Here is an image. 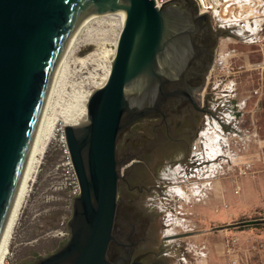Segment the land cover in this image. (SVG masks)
I'll return each mask as SVG.
<instances>
[{
  "label": "water",
  "instance_id": "1",
  "mask_svg": "<svg viewBox=\"0 0 264 264\" xmlns=\"http://www.w3.org/2000/svg\"><path fill=\"white\" fill-rule=\"evenodd\" d=\"M155 3L0 0V239L54 73L77 29L98 12L126 14L108 77L86 103L85 122L63 127L79 186L68 238L53 253L25 264H110L121 177L116 146L121 150L123 133L134 123L164 116L174 101L186 99L188 77L205 57L208 14H198L195 0ZM216 35L219 42L222 35ZM191 142L182 150H152L149 155L180 160Z\"/></svg>",
  "mask_w": 264,
  "mask_h": 264
},
{
  "label": "rangeland",
  "instance_id": "2",
  "mask_svg": "<svg viewBox=\"0 0 264 264\" xmlns=\"http://www.w3.org/2000/svg\"><path fill=\"white\" fill-rule=\"evenodd\" d=\"M87 27L92 29L95 33H98L99 36L105 33L103 35L105 38H102V41L97 44H89L81 48V51L76 55L77 57H83L89 52L95 54L91 62L86 64L82 69L79 68L80 66L78 64L73 63V54L68 56L65 66L67 72L65 73L63 81L56 85V89L59 90L57 94L53 96L55 99L58 96L66 99V96L71 93V89L93 91L98 87V84L102 82V78L106 74L110 51L114 49L113 41L116 38L118 27H116L115 24H109L108 21H102L99 16L93 17L88 22ZM83 33L84 30L77 35L78 40L83 36ZM220 34L222 35L221 42H231L234 44L233 39H235V34ZM226 35L229 36V38H226ZM236 47L238 50L241 49L239 46ZM216 50L218 49L216 48ZM222 51H224L223 48ZM236 58L237 57L231 60L228 58L225 64L220 62L215 63L216 70H214L210 76L208 89L215 84L217 85V89L220 90L222 86L226 85L228 80L233 78L234 72H239L242 78L241 83H239L240 97L242 98L248 95V89H251L249 84L251 75L249 63H252V61L243 63V55H238L239 59ZM239 64H241V67H239ZM253 77L252 75V78ZM211 81H214L213 85ZM208 89L204 94H207L209 91ZM212 98L213 95L208 97L209 106L211 105ZM250 109V105L248 104L245 109L246 117ZM207 121L210 122L211 120H205V123L202 124L199 132L193 138L186 156L180 160L174 161V166L168 168L171 170L170 172L168 169V171L164 170V168L161 169L163 175L167 177L165 183L168 185L169 189L166 191L165 199L157 198L152 204L153 209L161 214L163 222L166 224L164 236H184L176 241H172V243L176 242L178 250L171 264H197V262L204 259V243L197 239L199 238L197 235L202 229L209 228L218 230L219 226L215 223H203L201 218L196 216L197 214L194 213V211H197L200 206L205 204L214 205L215 207L214 198L216 193L218 194L219 192L218 182L222 176L219 178L214 177L213 180L210 179V175L222 162H226L227 166L234 167L233 160L230 159L228 161L224 156L226 154L223 150L231 152L233 150H238L240 145V140L238 139L244 137L245 133L243 135L241 133L246 131L245 128H247L248 125L246 119L239 123V131H241L239 138L234 135L239 132L236 131L238 129V123L231 122L229 125L225 126L223 128V134L219 131L220 128L218 123L212 122L214 125L210 128V125L206 123ZM217 125L218 128L215 129L214 126ZM63 127L64 125L62 123L59 122L57 124L37 177L31 184L30 192L19 210V216L12 231L9 253L5 264H25L33 261L39 256L49 255L68 238L67 222L72 213L73 185L65 178V154L59 137L56 135L57 131L63 130ZM206 131H215L214 133H217L219 137L215 134L213 137L215 138V142H210V145H208L209 150L208 148L203 149L202 147L200 150L201 140H205L200 137V135L202 132L204 133ZM195 145L198 150H195ZM215 147H218V150H216ZM207 150L210 152L209 155L207 154ZM226 173L225 177L231 175L232 171L229 173L228 170ZM168 175L173 177V181L176 182L175 186L173 184L174 182H167ZM208 180L211 183H209V185ZM183 186H186V190H188V188L191 189V192H188L192 195L191 198L186 197L185 193L183 196H180L173 192L175 187L183 188ZM185 192L187 194V191Z\"/></svg>",
  "mask_w": 264,
  "mask_h": 264
},
{
  "label": "flooded vegetation",
  "instance_id": "3",
  "mask_svg": "<svg viewBox=\"0 0 264 264\" xmlns=\"http://www.w3.org/2000/svg\"><path fill=\"white\" fill-rule=\"evenodd\" d=\"M216 36L208 20L202 39L205 57L188 77V97L174 101L164 116L134 123L123 133L121 150L118 144L116 146L121 177L113 228L115 240L108 249L110 264H171L175 258L178 248L172 241L184 236H164L166 224L152 204L157 198L165 199L169 188L161 169L168 171L176 160L163 157L158 160L156 155L153 158L149 153L152 150H182L210 115L208 94L204 91L208 87V64L216 50ZM167 182L176 185L171 176Z\"/></svg>",
  "mask_w": 264,
  "mask_h": 264
},
{
  "label": "crops",
  "instance_id": "4",
  "mask_svg": "<svg viewBox=\"0 0 264 264\" xmlns=\"http://www.w3.org/2000/svg\"><path fill=\"white\" fill-rule=\"evenodd\" d=\"M233 40L234 44L230 41V43H220V49L229 52L227 59L231 60L235 57L239 59L238 55H243V63L251 61L255 63L261 59L262 52L258 43L243 42L241 39ZM236 46L241 49H236ZM249 70L251 89H248L247 96L240 97L239 83L242 78L239 72H234L233 78L227 81L233 86L232 102L236 107L235 123H238L236 131L240 130L239 123L242 120L246 119L248 125L243 133L241 131L233 133L238 137L240 133L242 135L245 133L242 139H238L240 140L238 150L232 152L223 150L226 154L225 158L228 161L233 160L234 167L222 162L210 175V179L213 180L214 177L222 176L218 182L219 192L214 198L215 207L205 204L200 206L198 212L194 211L203 223H215L219 226L218 230L202 229L197 235L199 238H196L203 241L204 245H202L205 249L204 259L197 264H228L230 255L226 252V246L232 239L236 240L234 256L239 264H264V75L259 71ZM225 91L230 94L229 89ZM248 104L251 109L246 117L245 109ZM210 142L213 143L215 140L207 136L202 142L204 144L202 148L209 150ZM207 154L209 155L210 152L208 151ZM241 167L246 168L245 175L237 174V169ZM228 170L232 173L225 177ZM209 183L208 180V185Z\"/></svg>",
  "mask_w": 264,
  "mask_h": 264
},
{
  "label": "bare ground",
  "instance_id": "5",
  "mask_svg": "<svg viewBox=\"0 0 264 264\" xmlns=\"http://www.w3.org/2000/svg\"><path fill=\"white\" fill-rule=\"evenodd\" d=\"M96 16H99L102 21L103 20L108 21L109 24H115L116 27H118L116 38L113 41L114 49L110 51L106 74L102 78L103 79L102 82L98 84V87L102 86L108 77L111 58L114 56L115 47L117 44L120 29L126 19V14L115 13V12H98V13L91 15L88 19L84 20L81 23V25L77 29L72 41L70 42L63 58L58 64L56 71L54 73L53 80L50 86V90H49L42 114L40 116V120H39L37 129L34 135V139L32 141L30 152H29L26 165L24 168L23 176L21 178L20 185H19L16 197H15L14 203L12 205L6 226L4 228V231L0 239V264H5L7 255L9 253V246H10L12 231H13V228L15 227L16 220L18 219L19 210L25 198L27 197L28 193L30 192L31 184L35 181L37 177L39 168L42 164V160L48 149L50 141L54 135L57 124L60 122L64 126L65 125H78L80 123L85 122L86 120V103L92 91L90 90L82 91V90H72L71 89L70 90L71 93L66 96V99L62 98L61 96H58L55 99L53 96H55V94H57L59 90V89H56V85L58 83H61V81H63L65 73L67 72L65 66H66L68 56L73 54L74 56L73 63L78 64L80 66L79 68L82 69L86 64L91 62L92 57L95 54L92 52H89L83 57H77L76 55L81 51V48L85 45L97 44L100 41H102V38H105V36H103L105 33H102L99 36L98 33H95L94 31H92V29L87 27L88 22L93 17H96ZM83 30H84L83 36L78 40L77 35L81 33V31ZM212 125L214 124H211V127L210 126L209 127L212 128ZM214 128L215 129L218 128V125L214 126ZM219 131H221V129ZM214 132L215 131H209V132L206 131L201 134V137L203 139H205V137L207 138V136H210L213 138L215 134L219 137V135ZM202 142L203 141L201 140L200 150H201V147L204 146ZM185 191H187V194ZM173 192L180 196H183L184 193L186 197L191 198L192 196L190 193H188V192H191V189L188 188V190H186V186H183V188L175 187V189H173Z\"/></svg>",
  "mask_w": 264,
  "mask_h": 264
},
{
  "label": "built area",
  "instance_id": "6",
  "mask_svg": "<svg viewBox=\"0 0 264 264\" xmlns=\"http://www.w3.org/2000/svg\"><path fill=\"white\" fill-rule=\"evenodd\" d=\"M166 1L168 0H156L155 6L160 7ZM195 2L198 4V14H208L211 27L216 33H232L235 34V39H241L243 42L248 43H258L262 52L261 59L258 62L249 64V69L259 71L264 75V0H195ZM226 38H229V36ZM221 39L222 37L219 38L218 50H216L217 52L215 51V58L208 72V84L210 83L212 72L216 70L215 63L220 62L225 64L227 61L225 59H227L229 52L220 49ZM211 84L213 85L214 81H211ZM226 89L230 90V94L232 93L233 86L231 82L230 84L226 82V85L222 86L220 90L214 84V86L209 87V91L207 92L208 97L213 95L211 105L208 106L209 112L213 115L207 116L206 120L211 121H207L206 123L210 127L213 124L212 122L218 123L223 134L225 126L231 122H236V107L234 102H232L233 93L232 95L228 94L225 91ZM56 135L59 137L65 154V178L73 185L72 197H75L79 193V186L70 161L63 130L57 131ZM246 173L247 170L244 167L237 169L238 175H245ZM235 242L236 240L232 239L226 246V252L230 255L229 264H239L238 259L234 256Z\"/></svg>",
  "mask_w": 264,
  "mask_h": 264
}]
</instances>
